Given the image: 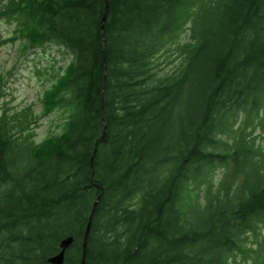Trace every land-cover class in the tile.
Listing matches in <instances>:
<instances>
[{
  "label": "trees",
  "instance_id": "16d2710c",
  "mask_svg": "<svg viewBox=\"0 0 264 264\" xmlns=\"http://www.w3.org/2000/svg\"><path fill=\"white\" fill-rule=\"evenodd\" d=\"M0 20L70 56L41 113L0 112V264L69 236L81 264L98 197L84 264H264V0H0Z\"/></svg>",
  "mask_w": 264,
  "mask_h": 264
},
{
  "label": "rangeland",
  "instance_id": "374dc122",
  "mask_svg": "<svg viewBox=\"0 0 264 264\" xmlns=\"http://www.w3.org/2000/svg\"><path fill=\"white\" fill-rule=\"evenodd\" d=\"M14 28L13 23L0 20V112L6 110L14 114L31 106L39 114L42 97L54 79L52 74L65 66L70 56H64L56 45L24 49L23 38L7 41ZM59 116L54 112L38 119L34 125L37 141L45 138L51 130H57L54 125ZM254 134L264 149V125L258 126Z\"/></svg>",
  "mask_w": 264,
  "mask_h": 264
},
{
  "label": "water",
  "instance_id": "95a60500",
  "mask_svg": "<svg viewBox=\"0 0 264 264\" xmlns=\"http://www.w3.org/2000/svg\"><path fill=\"white\" fill-rule=\"evenodd\" d=\"M106 14H107V9H106V12L104 13V16H103V21L105 20L106 18ZM98 200H99V197L96 199V201L94 202V205L91 209V212L89 214V218H88V223H87V227H86V230H85V234H84V238H83V254H82V263L81 264H84V256H85V253H86V246H87V240H88V236H89V233H90V226H91V221H92V217H93V213L96 209V205L98 203ZM73 237L72 236H69V237H66L65 239H63L60 243V251L51 256L49 259H48V262L50 264H62L64 262V258H65V251L66 249L72 244L73 242Z\"/></svg>",
  "mask_w": 264,
  "mask_h": 264
}]
</instances>
